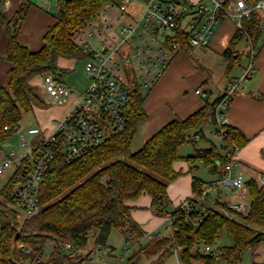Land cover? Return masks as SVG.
Listing matches in <instances>:
<instances>
[{
    "label": "trees",
    "instance_id": "1",
    "mask_svg": "<svg viewBox=\"0 0 264 264\" xmlns=\"http://www.w3.org/2000/svg\"><path fill=\"white\" fill-rule=\"evenodd\" d=\"M121 1L59 0L55 22L49 26L38 51H31L20 42L33 4L22 3L9 21L0 12L7 35L5 60L10 64L7 86L0 85V153L5 142L17 132L14 128H19L24 114L33 112L36 104L44 103L39 89L31 83L32 78L49 73L63 83L69 71L61 68L58 60L87 59V54L72 39L74 30L99 20L107 4ZM261 24V13L254 12L250 20L244 21L243 30L236 32L223 54L227 72L240 62L236 46L242 41H246L249 51L258 52L263 47ZM179 41L181 50L193 48L187 44V36ZM131 93L132 108L125 130L75 162L57 164L39 187L41 210L31 218L19 217L15 195L29 173L30 159L22 160L16 167L0 188V264H21V259L30 260V264H83L91 255L84 256L83 251L92 239L96 248L104 249L113 230L126 236V226L131 232L129 240L136 246L127 264H140L142 259L166 264L178 249L182 264H242L245 252L252 251L255 256L264 245V188L256 179L247 182L251 203L246 214H238L225 203L216 208L200 204L207 183L196 176L199 165L211 175L223 176L232 163L231 157L248 143L243 132L225 125L221 147L212 144L196 149L193 155L180 153L186 144L193 142V136L202 134L206 122L218 125L217 109L224 97L208 99L190 117L168 123L134 153L138 127L147 118L146 96L135 78L131 80ZM180 161L190 168L194 197L187 200L190 210L181 205L170 212L173 203L168 187L182 175L174 168ZM144 194L152 198V210L157 216L169 218L171 236L157 235L144 240L146 235L134 221L132 207L128 205ZM224 231L233 245H218ZM49 242L55 243V250L43 260ZM68 244L71 249H67ZM20 245L29 252H22ZM206 247L212 251L206 252Z\"/></svg>",
    "mask_w": 264,
    "mask_h": 264
},
{
    "label": "built area",
    "instance_id": "2",
    "mask_svg": "<svg viewBox=\"0 0 264 264\" xmlns=\"http://www.w3.org/2000/svg\"><path fill=\"white\" fill-rule=\"evenodd\" d=\"M6 1L0 0V6ZM133 2L143 5L144 11L139 19L126 22L131 19L127 13L128 5ZM254 12L262 15L261 30L264 33V0H122L121 3L107 4L96 22L74 30V43L87 54V89L80 94L71 112L64 119L55 122L52 132L46 133L39 127L29 129V134L35 138L31 142L22 139V146H29L26 153L18 155L12 152L4 158L0 157V176L8 169L16 168L22 160L30 159L29 173L15 194L19 217L27 219L40 212L39 187L57 164L75 162L112 135L125 130L132 108L133 78L140 88L149 83L156 84L181 51L179 40L182 37L187 36V44L193 48L208 47L221 22L231 20L237 31H242L244 21L250 20ZM146 28H151L153 34H146ZM160 33L163 34L161 40L156 37ZM127 43L134 45L130 46L132 56H124L121 52ZM256 56V49L249 51V63L243 76L232 80L222 95L223 101L217 109V133L222 139L225 137L224 126L228 122L222 108L230 105L231 99L254 76ZM44 80L43 91L55 100L63 101L72 93L70 87L52 74L45 75ZM195 92L209 99V93L201 88ZM1 98L0 87V101ZM14 129L19 130L17 127ZM233 156L221 182L238 193L245 194L248 188L241 169L232 175L237 165ZM260 181L264 184V177ZM182 206L186 210L191 208L187 200ZM235 211L246 214L248 207L241 203L235 206ZM126 233L127 242L131 244V232L127 226ZM71 248L72 245L68 244L67 249ZM19 249L24 253L29 252L24 245H20ZM179 250L175 253L179 254ZM205 251L209 253L212 249L206 247Z\"/></svg>",
    "mask_w": 264,
    "mask_h": 264
},
{
    "label": "crops",
    "instance_id": "3",
    "mask_svg": "<svg viewBox=\"0 0 264 264\" xmlns=\"http://www.w3.org/2000/svg\"><path fill=\"white\" fill-rule=\"evenodd\" d=\"M187 1L199 2L201 0ZM236 31L237 29L233 21L226 20L221 22L220 28L215 31L208 47L211 48L212 51L214 50L223 55L228 44L235 36ZM195 48L196 47L187 52L181 50L154 85V88L150 91L144 103L147 118L138 127L136 139L132 148L134 153L141 150L144 144L165 125L177 118L186 119L206 105L207 99L196 94L195 91L197 89L201 88L203 91L208 92L209 100L213 98V90L208 85L210 81L209 73L212 65L206 62L204 63L207 66H204L205 71L200 69L198 64L192 61L190 57V54L194 53ZM254 63V76L246 82L245 88L239 90L231 99L229 107L227 109L223 107L222 110H224L226 114L228 120L227 125L240 129L248 139L247 145L238 150L233 156V160L237 165L234 167L232 175L234 176L240 168L245 176L246 183L250 179H256L257 182L263 186L264 184H261L260 180L264 177V45L257 52ZM232 80H229L228 83L224 85L223 90L219 92L216 98L224 94L228 84ZM189 83L190 85H188ZM214 85H216V82H214ZM185 86L186 88L190 86L189 90L191 91V95L183 93L185 92L184 90H186L184 89ZM218 86H220V84ZM75 91L76 90L72 89V93ZM81 93L82 92L78 91V97L71 101H68L67 98L60 101L61 103H65L63 110L57 112L49 127L39 126V128L46 133L52 132L55 127V122L64 119L71 112L73 107L77 104ZM34 138L35 137H33V140ZM180 153L182 156H189L184 155L183 149H181ZM201 166L203 165H199L196 174H198ZM174 168L176 171L182 173V175L168 187V194L173 203L172 207L176 209L186 200L194 197V194L192 186L193 177L190 173L188 164L184 161L176 162ZM211 176L214 177V179L210 181H204L199 177L202 181L207 183L204 189L205 196L200 200V204L215 208L219 203H225L233 211H235V206L238 204L244 203L247 206L246 199H250L248 192L240 194L230 186L222 183V176ZM128 205L132 207V217L134 221L146 235L144 240L162 234V229L169 218L157 216L154 213L152 210V198L149 195L144 194L135 201H129ZM248 206L250 207V205ZM233 216L239 220L236 215ZM252 261L253 264H264V245L257 249L255 256L252 254Z\"/></svg>",
    "mask_w": 264,
    "mask_h": 264
},
{
    "label": "rangeland",
    "instance_id": "4",
    "mask_svg": "<svg viewBox=\"0 0 264 264\" xmlns=\"http://www.w3.org/2000/svg\"><path fill=\"white\" fill-rule=\"evenodd\" d=\"M28 1L33 4L30 13L25 21L23 26L22 36L20 42L27 46L31 51H38L43 46V37L46 34L50 25L55 22L54 16L57 14L59 9V0H7L3 5L0 6V12L3 13L6 19L9 21L15 14L16 10L20 7L22 3ZM64 1V0H61ZM195 1V0H192ZM144 11L143 5H137L134 2L128 5L127 13L130 15L131 19L126 20H137L141 17ZM123 22V23H126ZM121 24H119V27ZM220 28V24L216 28L217 31ZM146 34H153L151 28L144 29ZM163 34H159L157 39L161 40ZM160 45V43H158ZM226 45V44H225ZM133 43H127L122 49L121 52L125 55L132 56ZM236 49L241 54V59L239 64H237L232 71L227 72V65L224 61L223 55L212 51L209 47H196L194 53L190 54L192 61H194L200 69L205 71L207 67L204 63H211L212 67L210 68V81L209 87L213 90L214 100L220 91L223 90L224 85L228 83L229 80L238 79L243 76L244 69L247 68L249 63V47L247 46L246 41H242L236 46ZM7 52V35L5 33V25L0 18V85L7 86L8 83V70L10 64L5 60ZM191 53V52H190ZM217 53V55H216ZM154 58L155 56L151 54ZM148 57H146V61ZM149 62V60H148ZM58 65L61 68H64L69 71V73L64 77L63 83L71 87V89L76 90L67 96V100L71 101L78 97V91L84 92L88 85L89 79L85 71L86 59H65L60 58L58 60ZM205 66V67H204ZM207 70V69H206ZM45 75L48 74H38L34 76L31 80L32 85L36 86L39 89L41 98L44 103H38L34 106V111L24 114L23 119L20 123L19 130L14 133V135L5 142L3 145V150L0 153V157L4 158L16 152L18 155L24 154L29 150V146H22V139H25L27 142L33 140L32 135L29 134V129L32 127H49L54 120L57 112H61L65 107V103H61L60 100H55L45 94L43 91V84ZM51 75V74H50ZM216 82V85H214ZM220 84V86H218ZM155 84L149 83L148 86L141 88V92L146 98L149 96L150 91L154 88ZM190 85V83L188 84ZM207 85V86H208ZM187 86V85H186ZM184 87L186 95H191L189 87ZM217 87V88H216ZM243 89V88H242ZM241 89V90H242ZM187 91V92H186ZM202 134L192 137V143L186 144L182 149L184 155H193L196 149H205L210 147L212 144L221 147L222 137L219 133L216 132V126L211 121L206 122L203 127ZM15 167L8 169L3 176H0V188H2L7 181L10 179L12 174L15 172ZM197 177H200L204 181L213 180L209 172L205 169L204 166L200 167ZM264 187V185H263ZM228 192V191H227ZM250 199H246L247 206L250 205ZM215 207V205H214ZM249 207V206H248ZM216 208V207H215ZM175 209L173 207L169 208V211L172 212ZM239 218V217H238ZM1 229V226H0ZM173 234V228L169 220L166 221L164 228L162 229L161 236L169 237ZM218 245L221 246H231L233 245V240L229 236L227 231H224L221 236ZM134 244L127 242L126 236L118 231L113 230L109 239L107 246L104 249L96 248L93 242V239L90 241V244L87 249L83 252L84 256H89V259L86 260L83 264H127L128 259L131 257L134 248ZM55 250V243L49 242L44 248V254L42 259L47 260L50 255ZM91 251V252H90ZM21 264H30V260L21 259ZM140 264H152L151 259H142ZM166 264H182L180 256L176 253L173 254ZM242 264H253L252 261V251H247L243 256Z\"/></svg>",
    "mask_w": 264,
    "mask_h": 264
},
{
    "label": "water",
    "instance_id": "5",
    "mask_svg": "<svg viewBox=\"0 0 264 264\" xmlns=\"http://www.w3.org/2000/svg\"><path fill=\"white\" fill-rule=\"evenodd\" d=\"M198 134V132H196V134L195 135H197Z\"/></svg>",
    "mask_w": 264,
    "mask_h": 264
}]
</instances>
